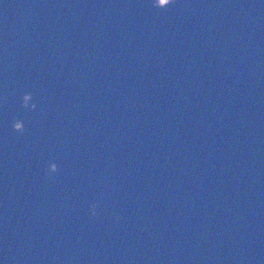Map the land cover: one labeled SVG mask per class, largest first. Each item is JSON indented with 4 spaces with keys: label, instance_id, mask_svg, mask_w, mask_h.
Listing matches in <instances>:
<instances>
[{
    "label": "water",
    "instance_id": "95a60500",
    "mask_svg": "<svg viewBox=\"0 0 264 264\" xmlns=\"http://www.w3.org/2000/svg\"><path fill=\"white\" fill-rule=\"evenodd\" d=\"M0 264H264V0H0Z\"/></svg>",
    "mask_w": 264,
    "mask_h": 264
},
{
    "label": "clouds",
    "instance_id": "9594fccd",
    "mask_svg": "<svg viewBox=\"0 0 264 264\" xmlns=\"http://www.w3.org/2000/svg\"><path fill=\"white\" fill-rule=\"evenodd\" d=\"M173 0H152V6L156 8H166L169 4H171ZM31 101V102H30ZM21 106L28 110H35L36 103L33 101L32 93L25 92L21 96ZM13 131L18 134L24 132V123L20 119H15L11 125ZM58 171L57 164L53 161H49L47 165V174H52ZM96 203L93 202L89 204V211L92 215L96 214Z\"/></svg>",
    "mask_w": 264,
    "mask_h": 264
}]
</instances>
